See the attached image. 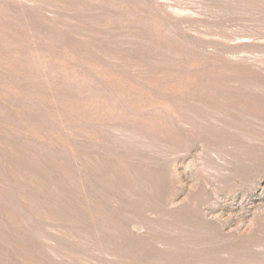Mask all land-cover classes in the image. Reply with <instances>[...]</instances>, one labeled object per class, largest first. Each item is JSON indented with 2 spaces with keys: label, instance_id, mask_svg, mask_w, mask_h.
Instances as JSON below:
<instances>
[{
  "label": "rangeland",
  "instance_id": "rangeland-1",
  "mask_svg": "<svg viewBox=\"0 0 264 264\" xmlns=\"http://www.w3.org/2000/svg\"><path fill=\"white\" fill-rule=\"evenodd\" d=\"M0 264H264V0H0Z\"/></svg>",
  "mask_w": 264,
  "mask_h": 264
}]
</instances>
